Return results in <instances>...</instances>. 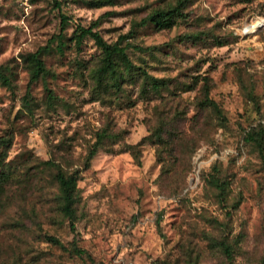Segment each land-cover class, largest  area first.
Returning <instances> with one entry per match:
<instances>
[{
  "label": "rangeland",
  "instance_id": "rangeland-1",
  "mask_svg": "<svg viewBox=\"0 0 264 264\" xmlns=\"http://www.w3.org/2000/svg\"><path fill=\"white\" fill-rule=\"evenodd\" d=\"M180 3L174 26L123 41L161 90L99 85L77 24L114 42ZM37 50L49 72L32 80ZM0 72V264H264V152L245 140L264 131V0H0ZM57 169L79 172L75 228Z\"/></svg>",
  "mask_w": 264,
  "mask_h": 264
},
{
  "label": "trees",
  "instance_id": "trees-1",
  "mask_svg": "<svg viewBox=\"0 0 264 264\" xmlns=\"http://www.w3.org/2000/svg\"><path fill=\"white\" fill-rule=\"evenodd\" d=\"M98 4H103L99 1ZM183 4H176L169 8L159 9L152 13H149L146 17H143L140 21L135 22L134 29L128 34L120 36V39L114 42L107 41L101 33L95 29L96 23L86 27L81 24H77L74 34L76 44L79 46L82 44L85 37H90L94 40L98 48L101 50V63L95 70L96 79L98 84H109L119 87L126 78V73L129 74H142L147 79L149 89L160 91L162 88V80L150 74L141 65H137L131 59L128 53V45H123V41L129 36L134 35L135 28L146 26L150 23L155 24L158 28H171L177 23V19L183 15ZM69 17L66 14H62V23L66 24L69 21ZM132 32V33H131ZM188 37L193 39H199L201 34H188ZM135 47H141V45L135 44ZM41 50L24 55V58L30 62L32 80L38 79L40 76H44L49 72L45 61L40 56ZM0 79L5 85H10V79L3 72H0ZM50 90V89H49ZM50 96H53V92L50 91ZM209 105L218 113L220 109L218 105L211 100ZM116 135L104 129L98 133V139L94 146L91 148L88 156L86 157V163H89L93 156L97 153L99 148H102L107 139L112 140ZM245 140L255 143L261 146L260 150L264 152V131L258 129H250L245 135ZM46 165L55 166L53 161H46ZM55 178L59 187V199L60 209L65 217L70 219L72 228H75V211L76 203L78 201V180L79 172H67L63 169H57ZM49 240L59 245L66 251H71L78 255L86 254V250L74 244L72 248L67 247L58 237L49 236Z\"/></svg>",
  "mask_w": 264,
  "mask_h": 264
}]
</instances>
